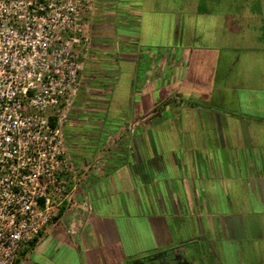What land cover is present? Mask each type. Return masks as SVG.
Returning <instances> with one entry per match:
<instances>
[{
    "label": "crops",
    "instance_id": "1",
    "mask_svg": "<svg viewBox=\"0 0 264 264\" xmlns=\"http://www.w3.org/2000/svg\"><path fill=\"white\" fill-rule=\"evenodd\" d=\"M111 1L94 0L74 131L64 125L66 153L86 177L15 264L48 237L51 264H134L164 250L200 264H264L253 217L264 215V0H187L200 19L187 38L174 3ZM148 15L155 38L146 42ZM165 15L175 23L164 38ZM102 18L132 36H114ZM223 201L237 212L222 213L217 231L209 210ZM193 210H208L207 235ZM245 231L259 247H242Z\"/></svg>",
    "mask_w": 264,
    "mask_h": 264
},
{
    "label": "built area",
    "instance_id": "2",
    "mask_svg": "<svg viewBox=\"0 0 264 264\" xmlns=\"http://www.w3.org/2000/svg\"><path fill=\"white\" fill-rule=\"evenodd\" d=\"M93 8L0 0V264L15 263L86 177L66 156L64 124Z\"/></svg>",
    "mask_w": 264,
    "mask_h": 264
},
{
    "label": "rangeland",
    "instance_id": "3",
    "mask_svg": "<svg viewBox=\"0 0 264 264\" xmlns=\"http://www.w3.org/2000/svg\"><path fill=\"white\" fill-rule=\"evenodd\" d=\"M111 2H112L113 5H117L118 7H120V6L123 7L124 4L126 3L124 0H112ZM163 3H174L176 12L179 13L180 16H181V20H182V22H181L182 23L181 24V26H182V34H183V36L185 38H187L189 36L190 27L194 24V21H198V20L200 21L199 18L195 20V18H193L190 14H188V8L186 6L187 0H163ZM102 9H103V7H102ZM102 19H104V21L105 20L107 21L109 19L108 22H109V24H111L110 26H116L117 25L115 27L116 31H112L111 30L112 28L110 29L111 32H113V33L116 32L114 34V36L118 37L121 34L132 36V33H127L126 31H123V29L121 27H119V23H118L117 19L115 21L112 18H102ZM155 19L156 18L150 17V15H148L146 17H143L142 20H141L140 26H142V28L146 30V34H147V37H148L146 42H149V41H151L152 38H155V34L153 32V29H152V26H153L152 23H153V21ZM158 20H159L158 24L162 27V28L160 27V30H159V31L162 32V36L164 38L165 37H170L169 34H166V28L169 27L170 24L172 25L173 23H175V18L170 17V16L167 17L165 15V16H162V17L158 18ZM90 21H91V17H90ZM110 26H109V28H110ZM89 30H90V22H89V28L87 30V33L85 34V40L89 37ZM157 33H158V36H160V33L159 32H157ZM83 42H84V40H83ZM259 58L260 57L258 55L257 56L254 55L253 56V59L254 60L256 59V61H258ZM245 67H246L245 65L242 66L243 69H245ZM74 95H72L69 98V106H68V109L66 110V119H65V121H68L66 128H67V131H69V133L71 131H74L72 129V124L73 125L75 124V123L72 122L71 119H68L70 116H72V115H70V116H68V115H69V112H70V108L73 105ZM70 144H71V142H70ZM261 149L262 150H260V154L264 152L263 151L264 148L261 147ZM66 155L69 158L67 153H66ZM221 198L223 199L224 197H220L218 199V201H220ZM217 204L219 205L220 208L219 207H213V208H211L209 210V212L211 213L213 229H216L218 231V225H217V221L218 220H216V219L219 218L220 215H222V213H225V212H227V213L228 212L229 213L230 212L231 213H235V212H237V210L226 208V206H225L226 204L224 203V201L223 202H218ZM204 211L207 213L208 210H204ZM204 211L203 210H193L192 213H194V216L192 217V215H191L190 216L191 218H189V220L191 222L194 221L193 224L194 223L197 224L198 223L197 217L201 216V225H202V227H199L198 224H197L196 228H197V231H199V229L203 228L204 234L207 235V225H206L207 217H205V218L203 217ZM247 211L248 210H245L244 212L246 213ZM186 212H187V210H182L181 211V213H186ZM195 213H196V215H195ZM246 216H248V214L242 215V218H243L244 221H246V218H247ZM248 217H250V216H248ZM253 217H254V220L256 222H259V224H260L259 225L260 227L257 228V232L256 233L260 234L261 238H264V215L258 214V215H255ZM186 218L187 217H185L184 219H186ZM245 233L247 235V237H246L247 239L244 240L243 242H241L242 243V247L243 248H248V249H253V248L259 247V245H257V242H253L252 234H250L249 231H245ZM51 240L52 239L50 237L46 238L44 240V242L40 246H37L35 248L34 252L32 251L33 253L30 254V256L27 258V263H24V264H51V262L49 261V256H48L50 254L49 253V248H50L51 243H52ZM196 246L197 247H201V248L204 247V245L203 244L201 245L199 242H198V244H196ZM64 248H65V246H62L60 248L61 250H60V252L58 254L62 253V250H64ZM38 251H43L42 255H40ZM81 261H82V258L79 257L78 260L76 258L75 262L72 263V264H83V262H81Z\"/></svg>",
    "mask_w": 264,
    "mask_h": 264
},
{
    "label": "flooded vegetation",
    "instance_id": "4",
    "mask_svg": "<svg viewBox=\"0 0 264 264\" xmlns=\"http://www.w3.org/2000/svg\"><path fill=\"white\" fill-rule=\"evenodd\" d=\"M134 264H200L194 256L187 255L186 252L161 251L143 257Z\"/></svg>",
    "mask_w": 264,
    "mask_h": 264
},
{
    "label": "trees",
    "instance_id": "5",
    "mask_svg": "<svg viewBox=\"0 0 264 264\" xmlns=\"http://www.w3.org/2000/svg\"><path fill=\"white\" fill-rule=\"evenodd\" d=\"M32 243V242H31ZM16 262V261H15ZM15 264V263H14Z\"/></svg>",
    "mask_w": 264,
    "mask_h": 264
}]
</instances>
